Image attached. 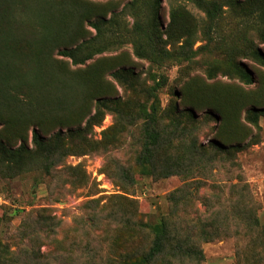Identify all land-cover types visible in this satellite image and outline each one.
Returning <instances> with one entry per match:
<instances>
[{
  "label": "rangeland",
  "instance_id": "1",
  "mask_svg": "<svg viewBox=\"0 0 264 264\" xmlns=\"http://www.w3.org/2000/svg\"><path fill=\"white\" fill-rule=\"evenodd\" d=\"M3 29L1 70L14 77L0 98L11 152L0 154V264H140L162 223L167 240L148 264H264V42L253 17L224 6L210 21L185 0H0ZM75 47L92 57L74 65L58 53ZM36 125L50 156L33 146Z\"/></svg>",
  "mask_w": 264,
  "mask_h": 264
},
{
  "label": "trees",
  "instance_id": "2",
  "mask_svg": "<svg viewBox=\"0 0 264 264\" xmlns=\"http://www.w3.org/2000/svg\"><path fill=\"white\" fill-rule=\"evenodd\" d=\"M185 1H189L193 3L195 6H197L199 9L203 10L210 21H213L217 17V15L223 11L224 6L227 8L238 7V10L241 12L242 16L245 17L251 16L254 18V25L258 32V36L264 42V0H247L244 5L239 3L238 0H185ZM155 3L156 5H158L159 0H155ZM176 13H177V9L171 10L170 13L171 25L174 23ZM92 26L97 31H99L98 22L97 23L93 22ZM170 27L172 26H169V28ZM178 30L180 31L179 34L180 36H178L177 42H181V44L178 46V49L183 51H185L186 49L188 50L191 33L181 27H178ZM7 34H8L7 30L4 29L1 30L0 41L2 42V44L5 43V40L7 39ZM58 53L64 57L69 58L72 64L74 65L84 64L88 59L92 57L91 54L78 56L76 47L71 49L59 50ZM260 56L258 54V58L260 59L261 63L264 65V56L263 55ZM1 63H2V58L0 57V87H1L0 98L1 96L3 97L4 94H5L4 97L9 95L8 89L6 90V83H5L7 80L6 75L14 77L11 71L5 72L1 70L2 69ZM241 75L247 83L252 82V79L248 74L244 73ZM11 102L4 103L3 106L9 108L11 107L10 106ZM100 104L102 103L100 102ZM28 109L30 111L28 114L31 115L30 118L39 117L38 115L35 116V114L32 112L30 107H28ZM247 118L251 122H254L257 116L253 111H251V113L247 116ZM35 124H38V122L36 121ZM35 128H37V125L34 126V128L32 129V143L33 146L35 147V150L41 154H45L46 156L52 155L54 153L53 148L46 142V140L41 136L40 132ZM160 138L161 137L154 129L147 132V136L143 145V151L138 158V164L145 172L148 171L149 169H153L154 167L153 166L154 148L158 147ZM21 139L24 140L25 142V138H21ZM55 139H58V137L56 136ZM19 148L24 152L25 149L23 145H21V147ZM0 154L3 158H8L11 155V152H8L6 147L3 144H0ZM153 231H154V238L152 244L147 250L146 254L143 255L142 259L140 260V264H148L163 251L164 243L167 240V231L165 229V224L162 223L153 226ZM182 251L187 252L189 255L195 254L194 250L188 248H183Z\"/></svg>",
  "mask_w": 264,
  "mask_h": 264
}]
</instances>
